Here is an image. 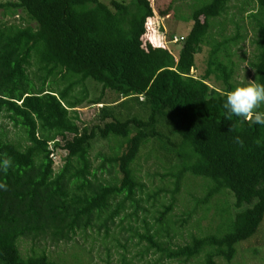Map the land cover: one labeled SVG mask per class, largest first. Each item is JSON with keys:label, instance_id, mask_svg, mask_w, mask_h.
Segmentation results:
<instances>
[{"label": "trees", "instance_id": "1", "mask_svg": "<svg viewBox=\"0 0 264 264\" xmlns=\"http://www.w3.org/2000/svg\"><path fill=\"white\" fill-rule=\"evenodd\" d=\"M152 1L0 3L4 15L22 13L26 19L25 26L0 20V114L26 141L0 136V159L12 162L0 172L6 185L0 190V264H57L45 253L23 257L19 241L40 236L69 241L84 235L94 220L104 224L116 217L141 187L134 164L148 144L163 158L180 162L173 193L188 174L206 182L200 202L219 194L234 200L233 209L222 208L226 221L217 234L171 249L147 231L142 235L147 250L170 261L203 256L202 264H215L216 257L230 261L237 244L258 233L264 218V125L226 113L225 98L236 86L232 68L220 59L221 43L209 49L202 74L190 73L211 21L229 0H198L189 31L175 45L176 56L154 36ZM257 4L251 67L255 84L264 85V0ZM32 60L43 73L39 84L28 74ZM53 75L90 79L92 88L101 90L87 100L101 105L94 123H77L75 109L85 102L87 89L76 97L70 81L54 90L47 81ZM104 90L118 98L104 101ZM254 111L264 114V104ZM112 140L114 155L105 162L114 176L104 182L91 168L89 154L97 141ZM57 150L65 156L54 171L51 154Z\"/></svg>", "mask_w": 264, "mask_h": 264}, {"label": "rangeland", "instance_id": "2", "mask_svg": "<svg viewBox=\"0 0 264 264\" xmlns=\"http://www.w3.org/2000/svg\"><path fill=\"white\" fill-rule=\"evenodd\" d=\"M6 1L10 0H0V3ZM118 1L128 3L131 0ZM198 4V0L152 1L156 16L152 21L154 36L159 35L160 40L175 56L178 47L169 43L168 38L173 35L186 36L192 25V9ZM257 9V0H229L224 12L211 21L203 47L196 54L195 65L190 73L193 76L203 73L205 56L211 46L219 42L220 59L232 68V83L236 87L255 84L251 62L256 53L254 41L257 37V24L252 15ZM0 20L8 24L26 25L22 13L18 16L4 15L1 8ZM28 74L34 83L39 84V78L43 73L37 69L34 60L30 63ZM47 81L49 87L54 90L75 81L72 94L76 97L86 88L85 102L75 109L77 123L78 125L94 123V114L101 105H92L87 100L92 98L95 91L101 93V90L92 88L89 82L92 80L78 82L77 78L66 76L65 79H60V75H53L47 77ZM44 88H47L46 84ZM117 98L112 91L102 92V99L106 102L112 103ZM0 136L16 143H26L22 132L14 128L2 114ZM116 144L115 140L97 141L91 147L89 154L91 168L96 170L95 175L100 181H110L114 176L113 168L105 160L113 157ZM64 156L65 152L62 150L54 153L52 160L54 171L59 169ZM101 164L102 169H99ZM179 164L176 158L175 160L163 158L156 148L148 144L140 151L134 164L141 187L135 192L133 202L125 203L124 209L116 217L104 224L94 220L84 235H76L69 241H52L48 236L22 239L18 244L20 253L23 257L45 253L57 264H202L203 256L188 261H170L153 250H147V241L142 237L147 231L157 233L159 234L157 241L163 247L172 249L189 243L195 237L217 234L226 221L222 219V208L227 211L233 209L234 199L230 195L219 194L206 202H200L207 190L206 182L188 174L182 178L179 191L173 193ZM169 205L170 210L161 214ZM254 236L244 244H237L230 261L216 257L215 264H264V218L258 233Z\"/></svg>", "mask_w": 264, "mask_h": 264}, {"label": "clouds", "instance_id": "3", "mask_svg": "<svg viewBox=\"0 0 264 264\" xmlns=\"http://www.w3.org/2000/svg\"><path fill=\"white\" fill-rule=\"evenodd\" d=\"M173 35L172 37H174ZM172 37L168 38V42L177 44V42H170ZM177 37V36H175ZM166 45V44H165ZM167 46V45H166ZM168 48V46H167ZM261 104H264V85L262 84H250L247 86H240L234 88L225 98L223 107L226 113L241 119L251 118V123L254 125H264V114H259L254 110L259 108ZM236 142L239 143V138H236ZM54 154V153H53ZM54 160V159H53ZM12 166L10 158L0 159V172H7L9 167ZM6 189V185L0 183V190Z\"/></svg>", "mask_w": 264, "mask_h": 264}, {"label": "built area", "instance_id": "4", "mask_svg": "<svg viewBox=\"0 0 264 264\" xmlns=\"http://www.w3.org/2000/svg\"><path fill=\"white\" fill-rule=\"evenodd\" d=\"M181 39H182V37H179V38H178V37H175V36H174V37H172V39L170 40V42H173V43H174V42L180 41ZM53 155H54V154H51L52 158H53ZM53 159H54V158H53Z\"/></svg>", "mask_w": 264, "mask_h": 264}]
</instances>
